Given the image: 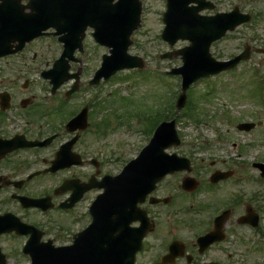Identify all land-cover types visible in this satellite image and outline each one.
<instances>
[{"label":"rangeland","instance_id":"1","mask_svg":"<svg viewBox=\"0 0 264 264\" xmlns=\"http://www.w3.org/2000/svg\"><path fill=\"white\" fill-rule=\"evenodd\" d=\"M238 1L225 0L223 7L232 10ZM163 3V0H143L141 26L131 37L133 44L129 52L144 57L146 71L124 70L110 78L102 87L89 85V80L100 65V54L107 52V48L96 45L88 33L84 40V51L76 54L80 61L72 62L70 69L71 72L81 73L80 89L71 95L68 103L63 104L64 107L61 100L74 81L64 83L51 96V85L41 77V72L52 67L55 59L62 53L60 43L54 45L51 37L43 36L31 42L21 55L0 60V91L24 92L14 95L16 100L14 98V105L11 106L14 116L13 120L8 121L11 126L20 128L21 125H26L22 114L27 109L18 104L20 97L35 96L32 106L43 103L44 99L52 100L59 109L62 108L58 112L54 111L48 119L50 127L47 123H42L45 133L53 132L54 127L63 122L62 119L69 113L76 111L79 104L90 103L89 126L81 131V141L74 146L85 162L80 168H75L74 172L80 176L94 173V167L89 161L94 157L101 163L99 177L105 173H118L128 159L137 156L139 147L147 144L151 127L159 120L163 110L166 111L165 106L169 101L176 100V91L179 92L180 77L169 76L167 71L180 66L181 58H160L161 53L170 50L169 45L160 38L163 24L158 12L163 10ZM238 6L241 11L251 14L252 19L213 43L211 52L217 59H229L240 53L244 46H249L252 51L250 59L232 71L202 78L187 89L186 103L177 117L182 144L167 151H176L180 156L189 157L192 160L190 175L204 181L207 180V171L231 170L233 177L227 179L226 184L221 187L223 192L227 195L231 192L229 196L241 195L242 201L261 208L264 212V177L252 165L253 162H264V99L258 93H264V52H259L264 51V1L243 0ZM187 44V41H179L175 48H182ZM35 52L36 59L32 60ZM128 87L134 90L131 95L128 94ZM170 111L174 113L167 120L176 114V110ZM164 114L163 117H166ZM240 122H254L257 125L250 131H240L237 129ZM33 125L34 131L40 126L29 124V127ZM94 130L96 131L93 132ZM60 139H56L44 153L53 155ZM32 160L37 166L35 157ZM62 174L56 177L45 174L35 177L30 188L36 187L40 191L42 186H38L39 184L49 186L48 183L55 182ZM181 175L179 172L167 175L161 183L160 193L172 192L175 201H179L181 193L173 190L172 183L180 180ZM197 178L195 179L198 181ZM238 178L240 180L236 181ZM203 185L206 186L205 183ZM95 192H89L78 205L81 212L85 211ZM61 215L63 214L56 213L53 219L41 215H30L28 218H33L42 227L48 225L47 232L51 235L57 232L54 223H62L65 219L68 222V229L65 231L69 236L64 233L67 241L74 231L86 223V219L78 223L73 222L69 215ZM254 240L259 246L255 243L250 246L252 252L241 257L243 264H264V239L257 234ZM22 241L23 238L14 239L12 235L0 236V244L7 255L8 264H30L29 258L20 251ZM60 242L63 241L58 237L56 243Z\"/></svg>","mask_w":264,"mask_h":264},{"label":"flooded vegetation","instance_id":"2","mask_svg":"<svg viewBox=\"0 0 264 264\" xmlns=\"http://www.w3.org/2000/svg\"><path fill=\"white\" fill-rule=\"evenodd\" d=\"M239 1L240 3L243 2V0ZM224 3L225 0H201L200 4L197 2L193 5H206V8L200 10L201 14L213 16L216 13L227 11L223 7ZM19 54L12 55L11 57L18 56ZM34 58H36V54ZM3 59L0 58V60ZM26 86L24 85V87ZM19 93L23 94L24 92L0 91V214L13 213L23 221L39 227L43 232V238L58 242L59 237L63 241L59 244H68L71 242L72 235L82 230L88 222L89 213L81 212L80 210L82 209L81 207L79 209L78 205L81 204L83 198L89 192L96 190L84 192L85 194L81 201L75 202L69 210H64L60 205L69 202L72 197V191L59 189V187L71 180L78 181L79 183L89 181L95 174L99 175L100 171L98 167L101 163L94 157L89 160L95 171L91 175L80 176L74 172L75 168H80L84 164V158H82L81 165L74 164L69 168L57 170L53 173L45 172L50 168L52 161L56 157V153L63 143L77 136L74 144V146H77L81 141V132H69L64 127L63 133L61 131L57 133H45L42 123H47L50 127L51 123L48 119L52 115L46 110L44 102L32 106L35 96L18 98V104L23 109H27L22 114L26 125L14 128L8 121L13 120L14 113L11 106L14 105V95ZM64 119L62 120L64 121ZM29 124L40 126L35 128L34 131V125L29 127ZM53 134H56V138L54 137L55 139L48 146L32 148L23 146L29 141L46 140ZM59 138L61 139L57 142L53 155L45 154L44 151L49 149L52 143ZM12 141L18 145H22V147L7 151L8 147L12 145L9 142ZM74 146L66 153L69 160H76L77 154H80L82 157L81 153L76 151ZM33 157L38 162L37 166L35 165V161L32 160ZM216 171L217 169L207 171L206 181L198 179L197 176L190 175L191 172H179L182 174L181 179L172 183L173 190L181 193L179 201H175V196L172 192L168 194L160 193L162 181L152 195L155 196L154 198H166L169 201L167 203L162 201L152 203L150 195L143 204L139 205L140 208L147 211L149 217L146 218L147 222H143L141 219L145 217H142L139 211H135L134 219L125 226L129 232L133 230L135 238L133 243L128 242V246H131V244L138 246L137 242L143 227L145 224L149 226L142 239V246L136 253L135 264H243L241 257L244 254H250L248 252H252L250 246L254 243L259 246V243L254 240V236L258 234L264 239V212L261 208L252 207L249 203L242 201L241 195L231 194L229 196L231 192L228 195L226 192H223V188L221 187L226 184L227 179L233 177V174L231 170H222L225 174L228 173L229 177L212 182L211 177ZM36 172L39 173L32 178L29 177ZM60 173L63 174L55 182H47L49 186H44L45 183L39 184L38 186H42L40 191H37L36 187L30 188L35 177L43 174L45 176L56 177ZM187 175L197 178L199 182L198 187L191 192L181 188L182 180ZM234 177H236L235 174ZM204 183L206 186L203 185ZM97 193L96 191L90 198L89 204L87 203V211L90 202ZM17 195L48 198L49 203L52 204V208L49 211L53 214L52 217L56 213H60L63 214L61 216H71L73 222L80 223L86 219V223L74 231L67 241L65 240L66 235L64 233L69 236L65 231L68 229V222L64 221L65 219L62 223H54L57 231L55 234H48V225L42 227L33 218H28L30 215L44 216L42 212L36 208H24L16 198ZM243 202L245 208H243ZM155 208L159 209V211ZM163 211L165 212L164 214ZM248 212H251L253 218H250L251 221H244L243 216L247 215ZM52 217L48 219H53L54 217ZM244 230L245 232H243Z\"/></svg>","mask_w":264,"mask_h":264},{"label":"water","instance_id":"3","mask_svg":"<svg viewBox=\"0 0 264 264\" xmlns=\"http://www.w3.org/2000/svg\"><path fill=\"white\" fill-rule=\"evenodd\" d=\"M77 1L29 0L28 4L23 5L21 0H0V56L22 49L27 41L41 35L43 30L49 27L56 28L58 33L67 30L66 35L61 39L66 43L65 55L69 59L63 58L59 63L62 68L61 77L59 80H53L55 89L63 80L74 76L68 75V61L73 59V53L78 47L82 48L84 31L90 24L96 29L94 33L96 39L102 44L113 47L112 56L106 58L108 68L102 73L99 71L93 82H98L102 75L108 78L117 70L125 67H142L143 61L140 57L128 54L131 44L130 36L140 25L141 1L119 0L114 3V0H82L85 7L91 9L90 13L84 11L82 14L76 13L75 4ZM27 8L30 11H26ZM249 19L250 16L242 15L235 10L209 22L206 26L207 29L212 25L216 26L212 33L206 28L198 26L186 32H177L173 29L165 31L164 36L171 43L180 37L192 41L190 46L176 51L177 54L182 55L184 62L182 67L174 70V73L183 75L182 93L178 99L179 109L185 105L186 90L194 81L234 68L241 60L249 58L248 49L228 61H218L210 53V45L213 41L222 37L228 29L233 30ZM70 28L72 30L68 31ZM15 42H17V46L14 50L12 48ZM75 76L78 77V74ZM75 121L82 122L80 127L84 128L86 112ZM253 126V123H242L239 125V129L249 130ZM178 144H180V138L176 130V120L163 122L157 128L150 144L144 148L137 159L125 167L122 174L117 177L107 176L100 183V186L105 188V192L93 206V224L83 234H79L73 246L55 250L51 247L55 253H48L38 240L30 241L28 247L34 259L33 264H133L134 249L127 253L119 252L115 247L111 250L110 240L114 238L115 243L118 240L112 235V224L120 218L118 215L113 218L109 214L111 211L122 208L125 200L124 198L112 200L110 197L125 194L131 195L133 198V195L138 191L142 192L144 197L167 173L176 170H191L188 159L165 152L166 148ZM222 177L223 175L215 174L213 180L216 181ZM187 181L188 178L184 181V187L191 186ZM126 185H130L127 186V192ZM9 215L7 214V216ZM0 220L7 221L3 218ZM7 222L0 226L11 228L0 229V233L10 231L12 228H18L20 233L29 232L28 226L24 224L12 226L9 223L11 221ZM117 233L118 231L115 235ZM85 242L89 244V248L84 246ZM0 264H6L5 256L1 253Z\"/></svg>","mask_w":264,"mask_h":264}]
</instances>
